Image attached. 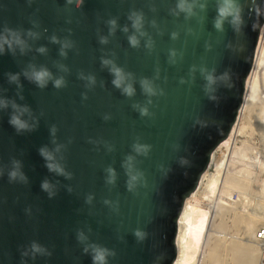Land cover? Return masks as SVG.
<instances>
[{"label":"water","instance_id":"obj_1","mask_svg":"<svg viewBox=\"0 0 264 264\" xmlns=\"http://www.w3.org/2000/svg\"><path fill=\"white\" fill-rule=\"evenodd\" d=\"M179 2L0 0V37L7 41H0V101L6 97L9 104L29 106L34 119L25 118L36 124L17 134L8 123L11 108L0 107V264H92L91 254L83 251L87 244L114 251L107 264L174 263L184 203L235 124L264 25V0H235L239 19L222 29L213 21L223 0H187L191 11H180ZM132 12L142 13L146 33L136 48L127 39L134 31ZM112 18L118 27L109 35ZM125 25L128 33L121 31ZM29 30L38 38L27 37ZM12 33L26 40L23 53ZM53 35L71 42L66 57L59 55L60 44L50 42ZM100 36L108 43H99ZM149 41L151 48L145 46ZM41 46L46 54L36 51ZM102 57L134 75L132 98L113 87ZM30 63L63 76L66 86L56 89L50 82L40 89L23 75L22 90L8 82L7 73H21ZM81 72L94 75L96 84L86 87ZM208 73L216 82L206 87ZM143 77L158 93L163 90L151 97L145 117L132 107L147 104L139 85ZM105 115L111 118L106 121ZM52 125L56 142L64 145L57 158L71 179L49 172L38 153L42 146L54 147ZM136 142L151 146L146 156L133 152ZM128 155L134 156L132 174L142 173L131 191L122 166ZM14 159L22 162L27 182L19 176L9 180ZM109 166L116 172L112 184L106 182ZM45 179L54 184L48 189L52 198L41 190ZM81 231L83 242L77 239ZM33 243L41 252L33 253Z\"/></svg>","mask_w":264,"mask_h":264},{"label":"clouds","instance_id":"obj_2","mask_svg":"<svg viewBox=\"0 0 264 264\" xmlns=\"http://www.w3.org/2000/svg\"><path fill=\"white\" fill-rule=\"evenodd\" d=\"M67 4L72 5L74 4V0H66ZM177 7L180 11H191V8L193 5L188 4L187 0H180ZM201 8L204 7L203 4L200 5ZM239 6L235 3V0H223V3L218 7L217 9V17L213 21L214 28L222 29L225 22H227L229 25L234 24L239 19ZM128 20L131 22V28L134 30L132 34L128 35V43L131 47L136 48L140 45V38L145 36L146 33L143 31L144 26V18L142 13L132 12L128 16ZM107 24L109 26V35H114L116 32V29L118 27L117 19L112 18L107 21ZM124 33L129 32L128 25L123 26L121 29ZM5 32H10L9 29L5 28ZM15 38V44L19 46L21 53L24 52V46H26V40H22L19 38L18 35L15 33H12ZM27 37L29 38H38V34L29 30L26 33ZM175 36V34H173ZM0 41L3 43H7L6 40H3L2 37H0ZM50 42L54 44H60L59 49V55L62 57L67 56V49L72 47L71 42H62L58 37L55 35L50 37ZM3 43H0V51H3ZM99 43L101 44H107L108 38L107 36H100L99 37ZM146 47L151 48V42L149 41L146 45ZM37 52L40 54H46L47 48L44 46L39 47L36 49ZM171 55H175V52H172ZM101 65L104 68H107L109 74L112 76V85L114 88L118 89L121 94L127 98H132L136 93L135 88V77L130 72H125V70L118 66L115 60L110 58H101ZM61 71H68L67 67L64 65L58 66ZM205 69H202V73L205 72ZM7 79L10 84H15L19 90H22L23 85L20 83V77L23 75V77L28 80L30 83H33L36 87L40 89H44L48 86V84L51 82L52 86L56 89H60L62 87L66 86V81L63 76L56 77L53 75V73L45 66H37L35 64H29L26 69H24L21 73H7ZM223 75H226L224 73ZM79 79L87 81L86 87H92L96 84V77L94 75H85L83 72L79 74ZM204 79L206 81V87L211 86L215 84L216 77L212 73H208L204 76ZM181 83H184L183 79L181 80ZM139 85L142 94H144L146 97H148L147 104L146 105H140V104H133L132 107L136 111L139 112L141 117L148 116L149 108L148 104L152 103L151 97H154L158 94L163 95V90H160L159 93L157 92L156 87L154 86V83L152 80H150L147 77H143L139 80ZM19 95V98L23 100V95L20 94V92L17 93ZM83 99H87V94H82ZM0 107L3 109L11 108V113L9 115L8 123L11 125L17 134L23 133L25 131L31 132L36 128V124H30L29 119H26L25 117H29L34 119L32 116V110L27 105H21L16 103L15 100H12L11 104L8 102V98L5 97L4 100L0 101ZM104 120H109L111 117L109 115H105ZM38 123V122H37ZM50 136L52 137V144L54 147L49 148L48 146H42L38 149L39 155L43 158L45 162V167L47 170L51 173H55L58 176H63L66 179H71L72 174L70 172H67L65 170V167L61 164L60 160L57 158L58 154L61 152L64 145L58 144L56 142L55 136L57 133V127L55 125H52L49 129ZM150 145L147 144H141L139 142H136L132 145V150L138 155H147L150 151ZM133 161L134 156L128 155L125 158V161L123 162V167L127 169L128 174V181H127V188L129 191L133 189L136 182L140 179L142 176V173L132 174V168H133ZM12 169L9 171L8 176L10 181L17 180L18 176L21 180L24 182H27V176L20 170L22 169V162L19 160H13L12 161ZM107 172V179L106 182L109 184H112L115 182L116 178V172L115 169L109 166L106 169ZM50 187H54V184L50 182L49 180L45 179L41 182V190L44 192H48V189ZM70 191V189H69ZM55 195L54 192H48L49 198H52ZM93 200L92 195H88L86 197V202L91 203ZM105 203H109V201H105ZM134 235L136 237L143 238V234L136 230L134 232ZM77 239L79 242H83L87 240V237L84 235V233L78 232ZM32 251L33 253H39L41 252V248L33 243L32 244ZM85 254H91V260L92 264H107V257L109 255L114 256V251H109L107 248L101 247L99 245L95 244H87L83 249ZM27 253H24L26 255ZM50 255V253H48Z\"/></svg>","mask_w":264,"mask_h":264},{"label":"bare ground","instance_id":"obj_3","mask_svg":"<svg viewBox=\"0 0 264 264\" xmlns=\"http://www.w3.org/2000/svg\"><path fill=\"white\" fill-rule=\"evenodd\" d=\"M261 36L263 38L264 30L262 31ZM251 72L252 73L247 83L248 91L239 111L241 112L240 114H242L243 111H247L248 107H253V104L251 105V103H253L254 99L257 98L256 96L258 95L259 85H264V46L259 47V49L257 50L254 60V66ZM263 100L264 98L260 101V104L258 106H254L251 109L248 108L251 113L253 111L255 112V114H253L255 116H253L251 113L248 114H251V118L252 116L254 118L252 119L253 121L249 120L250 124H252V127L254 129H259L260 131H262L260 133H262V136L264 138ZM245 115H247L246 112ZM249 115L247 116L249 117ZM246 122L248 123V121ZM242 125L239 126L237 124L231 130L229 138L218 148V150L222 151V154L220 161L217 162L215 173L210 174L209 171H207L201 179L199 189L195 193H191V196L187 198L184 203L182 212L178 219V232L176 236L177 257L173 264H225L227 263L226 260L231 262V264H258L257 262H259V249H261L262 251V247L258 245L256 236L258 232L262 230H258V228L264 227V216L255 213L254 211H249L250 209H247V212H245L244 210L246 209L243 208V211L237 212V210L236 212H234L232 219L226 222L225 216L227 212L230 211V208H226L223 206V203L225 202L220 203V201L216 200V204L214 206L215 208L211 207L212 205L207 206L206 203L211 200L213 202L214 196L217 193L222 195L239 189H241L242 191H246L251 186H249L248 184L246 186L244 184L245 182L242 181L243 178L238 179L235 176L238 179L235 180V177L232 176L233 174L229 173V170H226V172L223 171L224 169H227V165H229V163H231L230 167H232L233 162H235L234 158L233 161L231 160V155L236 153L237 139L238 137H240L245 128ZM238 150L239 149H237V151ZM251 189L252 188H249V190ZM219 191L221 193H219ZM220 197L221 196L218 195V198ZM225 204L227 205V203ZM242 205L243 207H245L244 204ZM215 231L222 233L232 231L233 235H231L230 240L225 239L224 241H221L219 240L220 238L217 239L219 236L216 238ZM253 239L254 242H256V244L254 245ZM224 256L226 259L224 258Z\"/></svg>","mask_w":264,"mask_h":264},{"label":"rangeland","instance_id":"obj_4","mask_svg":"<svg viewBox=\"0 0 264 264\" xmlns=\"http://www.w3.org/2000/svg\"><path fill=\"white\" fill-rule=\"evenodd\" d=\"M262 33L260 34V37H259V41H258V45H257V50L259 49V47H262L264 46V36L262 38ZM260 43V44H259ZM257 52V51H256ZM252 73V72H251ZM251 75V74H250ZM249 75V77H250ZM249 77L247 78V81H246V92H245V96H246V93L248 91V86H247V83H248V80H249ZM260 84L259 85V88L264 86ZM258 88V95L256 96L257 98L254 99V102L251 103V105L254 107L258 106L260 104V101L264 98V87ZM262 94V95H261ZM263 97V98H262ZM262 98V99H261ZM245 99V98H244ZM261 99V100H260ZM259 100V101H258ZM264 101V100H263ZM259 102V103H258ZM258 103V104H257ZM255 104V105H254ZM251 107V108H253ZM249 108V107H248ZM247 108V111H243L242 114H240L241 112H239L236 120H235V124L233 125L232 129L238 124L239 126H244V131L241 133L240 137H238L237 139V142H236V148L239 149L237 151L236 149V153L235 156L234 154L231 155V160L235 162H233V166L230 167V164L227 165V169H224L223 171L226 172V170L228 171L229 170V173L230 174H233L232 176H236L238 179L239 178H243L242 181H244L245 185L247 186V184L250 186H248L249 188H252L251 190H249V188L246 190L247 191V194H246V191H242L241 189L239 190H234V191H231L229 193H225V194H216L214 196V199H213V202L212 200L211 201H208L206 202L207 203V206H211L213 208H215V204H216V200L217 201H220V203H227V205L225 203H223V206L226 207V208H230L229 212H227L226 216H225V220L226 222L230 221V219H232V216H233V213L236 212H239V211H243L242 209L245 208L246 210H244L245 212H247V209L249 211H254L255 213H258V214H261L264 216V139L263 136H262V131H260L258 128V130L254 129L252 127V124H250L249 120L250 121H253L252 119L253 114H255V112L251 113V111H249V108ZM249 111V112H248ZM245 112L247 113V115H249L248 113H251L253 116L251 118V114L249 115V117L247 115H245ZM247 117H248V120H247ZM248 121V123L245 121ZM247 123V124H246ZM251 125V126H250ZM250 127V128H249ZM256 131H254L253 129ZM256 128V127H255ZM231 129V130H232ZM252 131H251V130ZM254 131V132H253ZM259 132V133H258ZM256 133V134H255ZM230 135V134H229ZM229 138V136H228ZM227 138V139H228ZM262 138V139H261ZM226 139V140H227ZM225 140V141H226ZM246 140V141H245ZM225 141H223L221 144H219V146H217L215 148V150L213 151V153L211 154V158H210V162L208 164V167L207 169L205 170L204 174L209 171L210 174H213L215 173V168L217 166V162L220 161L221 159V154H222V151L218 150V148L220 147V145H222ZM224 149V148H223ZM258 149V150H257ZM234 158V159H233ZM229 166V167H228ZM237 172V173H236ZM203 174V175H204ZM202 175V177H203ZM242 175V176H241ZM249 175V176H248ZM241 176V177H240ZM201 177V179H202ZM235 177V180H238L237 178ZM247 177V179H246ZM249 177V178H248ZM245 178V179H244ZM241 181V180H239ZM248 181V182H247ZM200 183H201V180H200ZM200 183L199 185L197 186L196 190L193 192L195 193L199 187H200ZM251 183V184H250ZM262 184V185H261ZM260 188V189H259ZM203 189H204V186H203ZM240 191V192H239ZM258 191V192H257ZM243 192V193H242ZM253 192V193H252ZM261 192V193H260ZM219 193H221L219 191ZM218 195L221 196L220 198H218ZM191 196V195H190ZM189 196V197H190ZM188 197V198H189ZM241 197V198H240ZM217 198V199H216ZM249 199V200H248ZM187 200V199H186ZM222 201V202H221ZM251 202V203H250ZM248 203V204H247ZM245 207H243V205ZM234 205V206H233ZM248 205V206H247ZM234 207V208H233ZM240 207V208H239ZM234 209V210H233ZM231 213V214H230ZM230 217V218H229ZM260 229H264V227H260L258 228V230ZM257 230V231H258ZM216 232V231H215ZM233 232H226V233H222V232H216L215 235H216V238L221 240V241H224L225 239L227 240H230L231 239V235ZM225 236V237H223ZM255 237V236H254ZM222 238V239H221ZM253 242H254V239H253ZM256 244V242L253 243V245ZM255 246H258V245H255ZM259 254H260V258H261V249H259ZM225 258V256H224ZM260 258H258L260 260ZM226 259V258H225ZM224 259V260H225ZM227 263L225 264H228L231 262H229L228 260H226ZM258 263V262H257Z\"/></svg>","mask_w":264,"mask_h":264},{"label":"built area","instance_id":"obj_5","mask_svg":"<svg viewBox=\"0 0 264 264\" xmlns=\"http://www.w3.org/2000/svg\"><path fill=\"white\" fill-rule=\"evenodd\" d=\"M264 30V25L262 27L261 33ZM256 241L258 242V245L262 247V253H261V258L258 262V264H264V229L258 232L256 236Z\"/></svg>","mask_w":264,"mask_h":264}]
</instances>
